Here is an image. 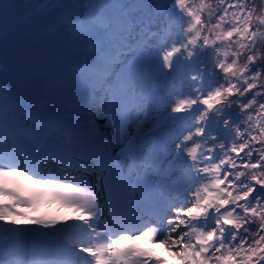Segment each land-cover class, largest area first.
I'll return each instance as SVG.
<instances>
[{
  "label": "snow or ice",
  "instance_id": "snow-or-ice-1",
  "mask_svg": "<svg viewBox=\"0 0 264 264\" xmlns=\"http://www.w3.org/2000/svg\"><path fill=\"white\" fill-rule=\"evenodd\" d=\"M140 237L264 264V0H0V264H164Z\"/></svg>",
  "mask_w": 264,
  "mask_h": 264
},
{
  "label": "rangeland",
  "instance_id": "rangeland-1",
  "mask_svg": "<svg viewBox=\"0 0 264 264\" xmlns=\"http://www.w3.org/2000/svg\"><path fill=\"white\" fill-rule=\"evenodd\" d=\"M38 206H39L38 210H39L40 214L44 215L45 218L49 215L63 216L66 212H74V210L71 207H66V206L63 208L60 207L58 209H52L49 206L47 208H45V207L41 206V203ZM9 220H11V217H9ZM21 226L43 227V225H36L30 219H26V220L22 221ZM153 254L163 257V262L174 261V258L172 257L171 253L163 245L157 244L153 250Z\"/></svg>",
  "mask_w": 264,
  "mask_h": 264
},
{
  "label": "bare ground",
  "instance_id": "bare-ground-1",
  "mask_svg": "<svg viewBox=\"0 0 264 264\" xmlns=\"http://www.w3.org/2000/svg\"><path fill=\"white\" fill-rule=\"evenodd\" d=\"M41 206H43V207H50V208H52V209H58V208H60V207H65V206H63V205H61V204H59V203H57V202H55V201H53V202H51V203H41ZM61 208V209H62ZM78 215V214H77ZM43 216V215H42Z\"/></svg>",
  "mask_w": 264,
  "mask_h": 264
},
{
  "label": "trees",
  "instance_id": "trees-1",
  "mask_svg": "<svg viewBox=\"0 0 264 264\" xmlns=\"http://www.w3.org/2000/svg\"><path fill=\"white\" fill-rule=\"evenodd\" d=\"M255 3H259V0H254Z\"/></svg>",
  "mask_w": 264,
  "mask_h": 264
}]
</instances>
